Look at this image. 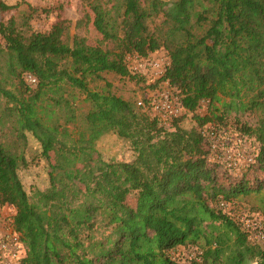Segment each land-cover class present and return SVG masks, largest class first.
I'll return each instance as SVG.
<instances>
[{
	"label": "trees",
	"instance_id": "trees-1",
	"mask_svg": "<svg viewBox=\"0 0 264 264\" xmlns=\"http://www.w3.org/2000/svg\"><path fill=\"white\" fill-rule=\"evenodd\" d=\"M81 2L88 11L76 27L92 22L105 40L122 46L91 45L71 35L61 16L37 31L32 21L51 8L0 0V15L17 11L0 22V209L16 210L22 264H183L174 254L179 247L197 249L190 264H264V243L250 240L241 222L219 208L222 199L264 190V0H179L176 15L164 0ZM162 49L171 64L156 84L131 71L128 55ZM29 74L37 85L27 82ZM108 75L150 88L166 84L183 114L161 125L147 109L149 98L137 106L117 95ZM203 101L204 115L197 113ZM247 113L254 123L242 120ZM188 114L198 130L181 125ZM231 115L258 144L256 161L237 183L211 194L207 184L222 168L207 160L210 143L202 132L208 124L226 126ZM28 133L45 160L60 153L83 163L89 181L77 196L37 190L31 198L19 173L28 166ZM108 134L131 144L133 161L93 166L97 143ZM59 168L69 180L78 178ZM246 175H261L256 188ZM50 180L56 186L52 172ZM135 193L137 208L127 204ZM203 223L217 225L214 239Z\"/></svg>",
	"mask_w": 264,
	"mask_h": 264
},
{
	"label": "rangeland",
	"instance_id": "rangeland-1",
	"mask_svg": "<svg viewBox=\"0 0 264 264\" xmlns=\"http://www.w3.org/2000/svg\"><path fill=\"white\" fill-rule=\"evenodd\" d=\"M9 5H15L20 2H26L27 4H31L34 7L42 6L51 8L53 12L47 16L43 13H40L36 17L35 20L32 21V25L37 31H45L51 28V25L57 20V16H61L64 19L70 21L71 35H81L87 38L88 43L91 45L102 46L106 49L115 50L117 49V45L122 46L123 44L119 41L110 39L105 40L102 35L95 29L92 22L87 25L82 24L80 28H77V22L80 19H83L85 14L87 13V8L81 2V0H3ZM165 9L171 15H176L178 10L179 0H164ZM26 5L21 7V10H25ZM17 11H11L8 13H4L0 15V22L2 20L9 19L12 15H17ZM162 51H164L162 49ZM107 80L110 81L113 85L112 91L117 95L122 96L125 99H131L137 102V106L139 101H142L143 96L149 98L156 94L159 88H150L144 87L142 84H136L133 81H129L126 79H120L115 75H108ZM98 85H103V82H98ZM10 88V85L8 86ZM166 87V84H162L161 86ZM161 88V89H162ZM0 102H2L0 100ZM207 102H201L200 107L197 110L198 114H206L207 113ZM151 115V114H150ZM152 116V115H151ZM243 121H247L250 123H254L256 121L255 115L246 114L241 117ZM181 125L188 130H198V125L196 121L193 119V114H188ZM213 124H208L204 127L203 132L206 130L208 126ZM223 131H229L234 139L243 137L246 140V144L250 152L257 151L258 144L255 142V139L249 137L247 135L241 134V132L237 129V124L234 120V115L227 120L226 126H219ZM202 132V133H203ZM204 136V135H203ZM28 147L26 150V157L28 160V166L20 170V177L24 183V186L27 192L30 194L31 198H33V194L35 191L39 190L43 193H46L52 197L70 199L79 194L80 188L84 187V184L89 181L86 172L83 167V163L80 160H76L65 154L60 153H52L51 159L45 160L41 155V146L40 143L33 137L32 134L28 133ZM205 137V136H204ZM206 138V137H205ZM207 139V138H206ZM208 140V139H207ZM245 143V142H244ZM97 153H94V162L93 166L95 167L98 161H133L135 158L134 151L131 147V144L125 140L120 139L114 134H108L103 136L97 143L96 147ZM212 157L211 150L207 155V160L211 163H214L210 160ZM100 164V163H99ZM218 167L214 176H217L216 182L213 184H207V190L212 194L214 193V188H222L226 190L229 188L230 184L237 183L244 173L247 170H237L230 171L226 169L221 163H215ZM58 166V167H56ZM59 166L63 168H71L75 170L78 178L76 180H69L65 172L59 168ZM81 169V172H80ZM51 172L54 174L56 186H51L50 174ZM246 179L255 186L254 183L255 178H260L261 175H257V177H253L252 175H246ZM223 198V197H220ZM229 203V209L234 211V216H238V214L244 212L249 216H259L260 219L264 220V190L256 191L249 194H244L240 192L237 195H233L231 200H220ZM219 201V202H220ZM140 202L139 194L135 193L128 197L127 204L133 208H137ZM215 204V202H212ZM235 204V205H234ZM9 206L0 209V220L10 214ZM256 209L257 211H252ZM201 229L206 233V236L210 239H214L217 235L219 228L216 224L211 223H203L201 225ZM175 256H178L183 264H190L191 259H193L197 254V249L195 247H179L177 251L174 253Z\"/></svg>",
	"mask_w": 264,
	"mask_h": 264
},
{
	"label": "built area",
	"instance_id": "built-area-1",
	"mask_svg": "<svg viewBox=\"0 0 264 264\" xmlns=\"http://www.w3.org/2000/svg\"><path fill=\"white\" fill-rule=\"evenodd\" d=\"M127 60L131 71L145 76L148 84H156L166 74L171 64L170 58L162 50L154 52L149 57L131 54L127 56ZM26 80L32 86L37 85V79L30 74L26 76ZM149 99L147 109L163 126L170 127L172 121L184 112L178 97L167 87L159 89ZM138 106H144V102L139 101ZM203 135L210 143L212 162L221 163L230 171L247 170L255 163L257 151H248V145L243 137L234 139L229 131H223L217 125L208 126ZM219 208L234 215L231 207L229 209L228 202L220 201ZM9 210L10 214L0 220V264H22L26 256V248L20 234L13 226L16 210L14 207H10ZM236 219L248 231L250 240L264 243V220L244 212L236 215Z\"/></svg>",
	"mask_w": 264,
	"mask_h": 264
}]
</instances>
